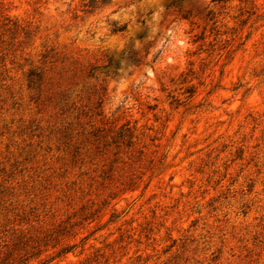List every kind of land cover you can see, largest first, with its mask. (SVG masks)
Listing matches in <instances>:
<instances>
[{
  "label": "rangeland",
  "instance_id": "rangeland-1",
  "mask_svg": "<svg viewBox=\"0 0 264 264\" xmlns=\"http://www.w3.org/2000/svg\"><path fill=\"white\" fill-rule=\"evenodd\" d=\"M0 264H264V0H0Z\"/></svg>",
  "mask_w": 264,
  "mask_h": 264
}]
</instances>
